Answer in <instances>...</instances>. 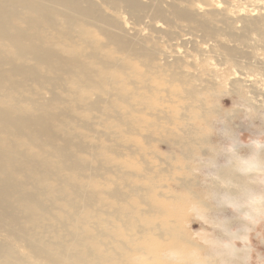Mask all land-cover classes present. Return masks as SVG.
I'll return each mask as SVG.
<instances>
[{
	"label": "rangeland",
	"instance_id": "1",
	"mask_svg": "<svg viewBox=\"0 0 264 264\" xmlns=\"http://www.w3.org/2000/svg\"><path fill=\"white\" fill-rule=\"evenodd\" d=\"M140 1L144 9L135 12L123 0H92L97 10L85 20L94 39L75 33L71 41L60 40L53 30L43 37L62 56L73 46L82 62L93 55L109 65L110 51L121 65V81L66 114L65 130L85 143L79 157L88 170L80 181L93 192L88 208L122 234L108 238L94 219L86 224L116 258L131 251L130 237L148 236L158 244L156 254H142L148 264H264V0ZM196 4L202 8L195 10ZM173 7L195 20L179 17ZM110 33L121 37L125 51ZM40 92L47 102L51 92ZM57 92L58 107L65 108L72 91L63 86ZM92 102L96 107L89 109ZM60 214L77 217L67 209ZM26 220L21 214L20 223ZM70 229L71 221L57 217L54 226L46 221L27 233L50 241L54 233L70 239ZM0 243L13 247L17 262L47 264L5 229ZM136 262L123 257V264Z\"/></svg>",
	"mask_w": 264,
	"mask_h": 264
},
{
	"label": "bare ground",
	"instance_id": "2",
	"mask_svg": "<svg viewBox=\"0 0 264 264\" xmlns=\"http://www.w3.org/2000/svg\"><path fill=\"white\" fill-rule=\"evenodd\" d=\"M123 1L131 11L144 9L140 0ZM82 2H87L88 7L83 8ZM198 8H202L200 4L195 5V10ZM96 10L92 0H0V230H7L15 239L26 240L32 255L47 264H123V257L125 261L148 264L142 254L144 251L156 254L158 248L150 237H130L127 243L132 246L131 251L124 250L116 258L101 248L87 226L94 219L93 224H98L106 237L122 234L107 217L102 218L88 208L93 192L80 181L84 179V170H88L79 157L85 143L71 129L65 130L70 126L66 114L75 110L74 103H86L91 94H103L109 82L121 81V65L111 61L110 51L105 61L109 65L97 61L93 55L82 62L75 47L67 46V54L62 56L55 49L56 43L43 41L47 30H53L65 41H71L75 33L82 40L94 39L91 23L85 19L94 17L92 13ZM174 12L195 20L193 13ZM58 17L63 19L62 23ZM107 19L103 21L109 27L118 24ZM121 23L125 25L123 19ZM108 35L117 49L125 51L119 35ZM132 52L143 55L140 51ZM63 86L72 91V98L65 108H59L61 95L57 89ZM42 89L51 92L47 102L40 96ZM119 92L120 97H125L126 87ZM187 93L192 95L190 91ZM96 104L89 103V109ZM104 109L108 111L111 106ZM49 155L51 159L46 158ZM27 183L33 185L32 190H26ZM93 189L99 190L95 184ZM53 208L57 211L53 212ZM64 209L73 211L77 217L61 215ZM21 214H26L24 225L20 223ZM57 217L72 222L67 233L70 239L54 233L52 240L43 241L27 233L28 227H42L46 221L50 227L54 226ZM143 221L151 224V218ZM133 252L137 254L132 255ZM166 252L165 257L174 256L173 249L168 247ZM13 253L12 246L0 243V264H31L29 260L17 262ZM187 256L195 259L191 251Z\"/></svg>",
	"mask_w": 264,
	"mask_h": 264
}]
</instances>
